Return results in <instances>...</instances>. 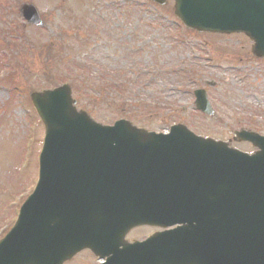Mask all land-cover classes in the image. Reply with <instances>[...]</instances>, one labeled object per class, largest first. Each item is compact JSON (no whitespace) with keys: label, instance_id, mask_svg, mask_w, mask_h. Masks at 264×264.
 I'll list each match as a JSON object with an SVG mask.
<instances>
[{"label":"rangeland","instance_id":"obj_1","mask_svg":"<svg viewBox=\"0 0 264 264\" xmlns=\"http://www.w3.org/2000/svg\"><path fill=\"white\" fill-rule=\"evenodd\" d=\"M23 2L36 6L43 26L18 14ZM251 44L243 33L186 29L173 0H0V60L8 58L0 61V77L6 76L0 78V211L13 207L37 176L43 128L28 90L74 75L78 107L100 122L124 117L154 131L180 122L219 139L241 127L264 133V56H253ZM39 45L48 49L42 56ZM197 87L205 88L215 116L195 110Z\"/></svg>","mask_w":264,"mask_h":264},{"label":"water","instance_id":"obj_2","mask_svg":"<svg viewBox=\"0 0 264 264\" xmlns=\"http://www.w3.org/2000/svg\"><path fill=\"white\" fill-rule=\"evenodd\" d=\"M19 11L29 22L42 24L32 4H22ZM174 12L186 26L197 30H242L254 40L252 52L264 55V0H175ZM195 93L196 107L213 114L205 91ZM31 98L45 124V136L39 181L22 206L21 217H29L37 201L45 199L49 190L43 189L44 184L52 186L63 179L60 185L82 186L88 173L94 171L96 183L106 185L111 192L110 180L125 171L136 180L130 200L163 204L207 194L204 201L212 202L208 209L222 212L217 261L213 259L210 264H264V136L246 130L235 132L234 139L250 140L258 148L248 154L231 147L229 141L195 136L181 124L170 126L164 134L137 128L127 120L116 121L113 126L96 123L84 111L75 110L66 84L33 91ZM61 170L78 173L68 182ZM69 190L74 197L67 201H94L88 190ZM216 200L222 203L215 206ZM159 209H164L159 216H172L168 207ZM21 224L19 221L17 228ZM15 235L8 236L0 260L5 264H31L32 259L39 262L45 247L42 234H32L25 250L17 245L20 240L16 241Z\"/></svg>","mask_w":264,"mask_h":264},{"label":"flooded vegetation","instance_id":"obj_3","mask_svg":"<svg viewBox=\"0 0 264 264\" xmlns=\"http://www.w3.org/2000/svg\"><path fill=\"white\" fill-rule=\"evenodd\" d=\"M93 221L104 225L93 226ZM87 222L91 224L82 230L84 247L62 264H193L182 257L191 251L170 248L173 241L160 237L161 233L180 229L179 224L162 226L116 217H92ZM191 229L187 227V234Z\"/></svg>","mask_w":264,"mask_h":264}]
</instances>
